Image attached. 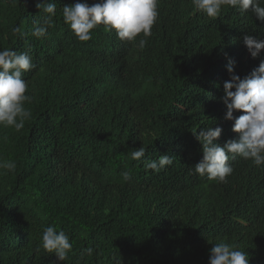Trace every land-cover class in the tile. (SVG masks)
<instances>
[{
    "label": "trees",
    "instance_id": "trees-1",
    "mask_svg": "<svg viewBox=\"0 0 264 264\" xmlns=\"http://www.w3.org/2000/svg\"><path fill=\"white\" fill-rule=\"evenodd\" d=\"M36 2L0 0V50L27 52L35 65L22 74L31 119L19 132L0 125V161L16 163L0 169V264H208L220 242L264 264V166L230 158L223 183L193 171L202 158L194 132L220 126L221 146L238 136L220 99L227 65L243 78L264 59L243 44L246 34L264 39V21L251 9L223 6L213 19L191 0H158L156 45L149 36L141 50L143 33L121 41L103 25L78 40L62 18L77 0H48L56 16L47 35L13 36L43 15ZM163 154L171 165L145 169ZM50 225L72 243L65 261L36 251Z\"/></svg>",
    "mask_w": 264,
    "mask_h": 264
},
{
    "label": "clouds",
    "instance_id": "clouds-1",
    "mask_svg": "<svg viewBox=\"0 0 264 264\" xmlns=\"http://www.w3.org/2000/svg\"><path fill=\"white\" fill-rule=\"evenodd\" d=\"M191 2L197 11L209 18L216 19L222 7L229 6L238 8L241 12L251 9L257 19L264 21L262 6L264 0H191ZM35 7L43 15L33 21L28 32H23L20 26L12 27L13 36L30 34L39 39L45 37L48 29L54 26L56 4L48 0H37ZM160 12L158 13V0H97L91 5L77 0L76 3L63 6L62 18L80 41L90 40L91 30L99 25L104 26L106 33L114 30L121 41H133L143 33V38L139 39L137 44L142 50L147 44V37L152 35L153 25L160 16L164 18L163 12ZM167 12L170 15L172 10ZM149 38V48H152L157 40L153 36ZM243 44L252 58H257L264 49V39H256L247 34L243 36ZM112 46L116 48L115 45ZM233 64L234 62L230 61L227 65V71L231 76L223 83V96L220 99L226 106L224 118L233 121L231 130L238 133L237 138L228 139L223 146L216 143L223 131L220 126L207 127L193 133L202 145V158L194 164V173L220 183L225 182L233 172V167L228 162L230 158L235 159L239 156L246 160L250 159L256 166H264V59H261L258 66L243 78L233 74ZM34 67L32 57L27 52H18L10 48L0 50V125L13 127L19 132L24 128L25 122L31 119V110L24 105L32 103L33 97L26 95L28 84L22 78V74ZM234 110H239L242 114L234 116ZM145 152L146 148L141 146L131 152V158L139 160L145 156ZM172 163V157L163 154L146 162L144 167L158 173ZM0 169L14 172L16 163L12 160L0 161ZM121 175L124 181L131 179L130 170L123 171ZM41 248L47 253L55 254L57 260L65 261L72 250V243L63 229L57 231L54 225H50L43 229L41 242L36 251H40ZM83 251L92 255L93 248L88 247ZM209 251L208 264H249L245 251L237 250L225 242L213 244Z\"/></svg>",
    "mask_w": 264,
    "mask_h": 264
}]
</instances>
